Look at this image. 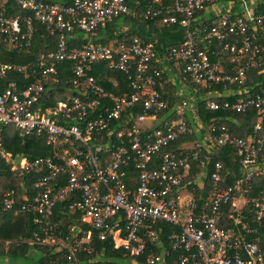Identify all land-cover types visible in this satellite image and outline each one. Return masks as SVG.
<instances>
[{"label": "built area", "instance_id": "2783aa9c", "mask_svg": "<svg viewBox=\"0 0 264 264\" xmlns=\"http://www.w3.org/2000/svg\"><path fill=\"white\" fill-rule=\"evenodd\" d=\"M8 2L27 13L14 17L0 13V37L14 49L31 45L34 24L59 40L54 51L39 56V78L23 87L12 81L0 90V125L12 126L21 139L44 136L46 145L53 149L51 156L33 161L21 158L17 164L3 150L0 134V160L10 162L12 171L39 174L35 195L27 197L25 193L20 197L11 190L2 196L3 209L11 211L18 204V212L36 213L48 220L57 203L74 197L70 211L79 213L82 222L97 229L101 240L112 237L114 247L131 256L144 253L141 231L150 241L158 239L156 230L146 222L163 221L179 229L170 236L172 248L181 252L179 264H264L261 236L243 222L240 214L229 217L238 232L219 226L222 206L244 197L258 178H264V169L259 167L264 157V89H246L251 73L264 77V10L259 9L264 0H150L138 14L143 20L158 19L161 25L186 29L183 42L166 48L162 60L165 66L182 67L183 82L205 87L214 84L222 86L228 97L237 93L243 96L231 104L210 101L208 109L257 111L258 122L246 138L223 131L206 142H193L197 151L232 146L241 172L239 179L225 186L223 166L215 162L210 174L212 189L202 209L186 192L184 181L192 161L199 160L205 166L209 157L203 160L197 152L165 153L158 166H151L156 154L189 132L184 116L186 101L177 108L174 121L157 129L145 125L167 108L157 90L163 89L164 82L163 71L154 68L160 62L154 45L138 37L106 45L93 40L99 28L118 18L134 16L127 0H0V7ZM217 4L220 12L215 10ZM208 10L212 18L204 16ZM75 30L84 33L87 41L68 48L67 39ZM65 62L72 64L69 83L78 94L44 112L40 107L34 109L45 84L55 81L57 66ZM101 62L126 76L130 94L114 95L98 84L91 71ZM10 70L24 74L28 66L0 65V79H5ZM232 87L236 90L231 91ZM139 102L142 113L131 116L128 122H116ZM129 166L135 176H126ZM61 179L64 184L55 188ZM197 179L202 185L205 177ZM20 198L22 202L16 203ZM248 203L256 226L264 228V187L258 198L245 201ZM89 238L87 232L85 239ZM77 246L69 248V261ZM161 261L154 255L147 259L149 264Z\"/></svg>", "mask_w": 264, "mask_h": 264}, {"label": "trees", "instance_id": "16d2710c", "mask_svg": "<svg viewBox=\"0 0 264 264\" xmlns=\"http://www.w3.org/2000/svg\"><path fill=\"white\" fill-rule=\"evenodd\" d=\"M149 1L127 0L130 10L135 12L134 16L129 15L118 18L104 28H99L93 40L95 43L106 45L112 41H114L113 44H117L128 42L132 37H138L154 45L157 57L160 60L158 64H154V68L163 71L162 78L164 82L163 89L157 87V90L161 92L167 103L166 109L156 113L155 122H159V125L155 127L157 129L177 118L176 108L182 102V100L179 103L176 102L178 94L173 92L179 90L181 76H184L182 75V67L175 66L178 81L176 83L169 82L167 75L164 73L162 60L166 48L178 47L183 42L186 29L177 25H161L158 19L143 20L139 18L138 14L146 8ZM259 9L264 10V3L259 5ZM1 12L6 17H14L18 14L27 15L12 2L0 7ZM127 25L129 28L124 32L122 28ZM69 35L67 39L68 48L80 47L87 41V36L78 30ZM58 40L57 35L50 36L38 24H34V35L29 47L20 50L14 49L8 41H4L0 37V65L28 66V70L24 74L15 70L8 71L7 77L0 79V90H3L12 81L16 82L19 87H23L39 78L41 69L38 67V58L42 53L46 54L54 51ZM91 75L96 78L98 84L106 92L114 95L131 93L126 76L121 72L111 70L106 63L101 62L94 65ZM71 78L72 64L69 62L59 64L55 81H49L45 84L44 94L35 104L34 109L40 107L41 111L44 112L45 109L55 106L58 102L66 101L69 97L78 94L69 83ZM249 78H251L252 83H256L252 92H259L264 89V77L262 75L253 72ZM167 82H169L168 85ZM187 84L192 98H187V96L185 98L189 100V103L191 100L190 104L193 107V110L184 113L189 132L185 137L171 143L156 154L151 166H158L161 162V156L165 153L186 155L187 153L197 152L203 160L205 157H209L210 162H207L205 166H201L199 160L192 161L191 170L185 176L184 181L187 184L186 192L194 196L197 208L202 209L212 189L210 174L213 171L215 162H220L223 166L221 175L225 179V186L231 185L239 179L241 172L235 149L232 146L223 145L218 149L215 146L212 149L202 148L197 151L196 148H193V142H206L208 139L216 138L223 131L228 132L230 136L246 138L251 134L254 125L257 124L258 115L254 108H249L244 113L232 112L229 109L210 110L207 108L210 101H216L220 104L229 102L231 104L236 102L237 99L243 98V96L236 94L232 97L225 96L202 100L200 97L206 94L223 92L222 86L211 84L205 87L189 81ZM166 85L167 87H165ZM199 86L205 88L200 90ZM142 111V102H139L116 122H128V118L137 113H142ZM0 134L3 150L5 153L10 154L12 160L16 161L17 164L21 158L33 161L41 157L51 156L53 153L52 147L46 145L44 136L31 135L21 139L17 137L12 126L1 125ZM203 135H206L205 138H203ZM191 142V148H185L186 144ZM262 160H264V157ZM131 167L129 166L126 169L127 177L136 175ZM199 176L205 177L202 185L196 183ZM38 177L39 174L35 171L28 173L21 170L12 171L10 162L0 160V264H149L147 259L152 255L161 257L162 261L157 264H179L181 252L172 248L173 240L170 239L172 232L177 231L178 233L179 229L163 221L146 222L156 230L158 239L150 241L141 231L139 235L144 241V253L139 256H131L128 251L115 248L112 237L108 236L105 240H101L97 229L86 222H82L79 213L70 211L74 197H68L66 200L57 203L53 209L52 217L48 220L42 219L36 213L18 212V204H15L14 209L11 211L3 209L2 196L11 190L18 193L20 197L25 193L27 197L35 195L34 184ZM64 182V179L57 180L55 188L62 187ZM255 183L252 189L244 195V199L259 197V191L264 187V178H258ZM200 186L203 188H200ZM21 202L22 198L16 201V203ZM238 214H240L244 223L257 230V234L261 236V244L264 245V228L256 226L250 203L246 204L240 211L235 210L231 203L223 205L219 226L234 229V219L229 217L231 215L236 217ZM121 225L123 226V223ZM71 228L73 231H71ZM87 232H90L89 240L85 239ZM81 240L83 242L78 245L77 243ZM76 246L75 256L69 261L67 258L69 248Z\"/></svg>", "mask_w": 264, "mask_h": 264}, {"label": "crops", "instance_id": "0c3cea01", "mask_svg": "<svg viewBox=\"0 0 264 264\" xmlns=\"http://www.w3.org/2000/svg\"><path fill=\"white\" fill-rule=\"evenodd\" d=\"M205 17H207V18H212V12H210V10H208V12L204 15ZM199 18V17H198ZM163 66H164V73L167 75V80L169 81V82H174V83H176L177 81H178V74L176 73V70H174L173 69V67L172 66H169L168 64H166V66L163 64ZM179 84H181V83H179ZM249 85V86H248ZM256 86V83L254 84V83H252V80H251V78L248 80V82L246 83V89H252V88H254ZM187 89L189 90V88L187 87ZM236 90V88L235 87H232L231 88V91H235ZM190 91V90H189ZM212 94H214L215 95V97L216 98H220V97H225V96H228V95H226L227 93L226 92H221V93H219V92H214V93H212ZM238 94V93H237ZM182 96H183V92H182V94H181ZM236 95V94H235ZM202 100L204 99L203 97H200ZM213 99H214V97H212ZM177 109V108H176ZM175 109V110H176ZM156 121V117L155 118H153V119H151V120H148L146 123H145V125H146V127H157L158 125H159V122H155ZM205 136L206 135H203V138H205ZM259 167L260 168H262V169H264V160H260V162H259ZM197 178H199V177H197ZM196 183H198L199 184V179H196ZM184 193V195H187L185 192H183ZM240 201H242V208L246 205L245 204V199H244V197H237L236 199H235V201L231 204L232 205V207L235 209V210H237L238 211V203L240 202ZM242 208H239V211L242 209ZM232 230H234V231H237L238 232V228L236 227V226H234V229H232Z\"/></svg>", "mask_w": 264, "mask_h": 264}, {"label": "rangeland", "instance_id": "374dc122", "mask_svg": "<svg viewBox=\"0 0 264 264\" xmlns=\"http://www.w3.org/2000/svg\"><path fill=\"white\" fill-rule=\"evenodd\" d=\"M219 8H221L220 7V5L219 4H217V6L215 7V10L216 11H218V12H220V10L221 9H219ZM210 9H211V7H210ZM128 28H129V26L127 25V26H123V28H122V30L124 31V32H126L127 30H128ZM114 41H112V42H110V44H112ZM169 66H172L173 67V69L175 70V66L173 65V64H169ZM180 83L181 84H179V90H176V91H173V92H176L177 94H178V99L176 100V102H181V100L182 101H186L187 102V107H186V112H190L191 110H193V107L191 106V100H190V103H189V100L187 99V98H192V96L190 95V91L187 89V87L189 86L187 83H185V82H183L182 80L180 81ZM169 84V82H167V85ZM167 85L165 86V87H167ZM199 88H200V90H202V88H205V87H200L199 86ZM178 91V92H177ZM182 92H183V96L181 95L182 94ZM185 96H187V98H185ZM66 97H67V95H66ZM212 97H214V98H216L215 97V95L214 94H206L205 96H203V98L204 99H209V98H212ZM181 104V103H180ZM180 105H178V107H179ZM191 146H192V142L191 143H187L186 144V147L185 148H191ZM12 170H13V168H12ZM186 193V192H185ZM184 194V193H183ZM242 201H240L239 203H238V210H239V208H242ZM51 242V241H50ZM56 242V241H55ZM54 242V243H55ZM7 263V262H6ZM134 263V262H133Z\"/></svg>", "mask_w": 264, "mask_h": 264}]
</instances>
